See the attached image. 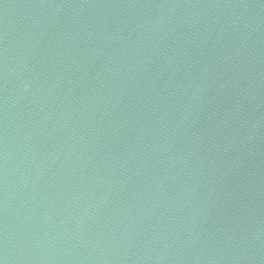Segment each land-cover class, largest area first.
<instances>
[{
	"label": "water",
	"instance_id": "water-1",
	"mask_svg": "<svg viewBox=\"0 0 264 264\" xmlns=\"http://www.w3.org/2000/svg\"><path fill=\"white\" fill-rule=\"evenodd\" d=\"M0 264H264V0H0Z\"/></svg>",
	"mask_w": 264,
	"mask_h": 264
}]
</instances>
